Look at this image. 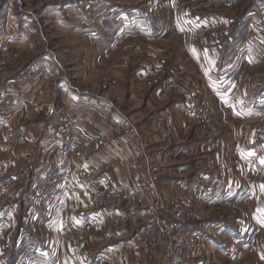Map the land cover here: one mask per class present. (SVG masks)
Here are the masks:
<instances>
[{"label": "crops", "instance_id": "0c3cea01", "mask_svg": "<svg viewBox=\"0 0 264 264\" xmlns=\"http://www.w3.org/2000/svg\"><path fill=\"white\" fill-rule=\"evenodd\" d=\"M238 3L247 5L230 0L228 12L197 14L194 60L167 5L158 12L156 0H105L98 22L86 0L67 47L59 39L27 77L0 82V182L18 186L6 205L0 194V264H167L166 238L150 253L133 238L152 222L172 223V208L185 200L200 210L188 224L201 233L193 264H264V34L248 26L264 23V0L236 15ZM34 19L5 17L22 23L14 46L32 49ZM44 68L42 79H30ZM190 100L207 109L209 124ZM62 110L78 117L71 134ZM170 124L173 133L162 136ZM116 186L134 187L141 200H96ZM66 223L82 237L62 250Z\"/></svg>", "mask_w": 264, "mask_h": 264}, {"label": "rangeland", "instance_id": "374dc122", "mask_svg": "<svg viewBox=\"0 0 264 264\" xmlns=\"http://www.w3.org/2000/svg\"><path fill=\"white\" fill-rule=\"evenodd\" d=\"M103 1L105 0H88V16L94 18V20L98 22H100V15L104 9L101 5ZM106 1L112 4L120 3L128 5L136 0ZM251 1L252 0H243L242 4H247V7L244 5L242 6L244 8H241V5L238 3L233 7V13L236 10L235 14L240 15L245 12V10L250 11L251 8L248 4H251ZM85 2L86 0H0V82L13 79L15 75L27 77L21 73L26 71L28 66L34 65L37 57L40 56L41 53L51 51L54 47H58L59 39H61L63 43H61L60 46H62V48L67 47L68 41H66L67 38L64 35L67 31L72 29L73 23H75V26L79 27L81 22L85 19ZM156 3L158 12L160 11V6H163V4H165V6L167 5L166 16L173 17L171 27L181 34L184 43L187 41L188 44L190 38V43L193 45L190 49L191 57L196 60L197 53L194 47L198 40V34L202 31L201 22L196 16L209 17L220 11L228 12L229 8L226 7L229 6L230 0H227V4H223L219 0H156ZM81 6H84V8L82 9ZM240 9H243V12H240ZM9 14L12 17H26V15L35 17L34 23L37 26V31L30 37L33 44L31 50H29V46V49L26 46H14L15 43H19L22 39L21 30L23 27L20 22L14 24L5 20V17L10 16ZM239 26L240 24L238 22L236 31H238ZM248 26H250V32L252 30L254 36L257 35L260 37V32L264 34V23H259V20ZM256 40L258 44L261 43L260 39ZM178 41L180 42V38ZM246 58V54L244 50H242L236 54L234 59L237 63L242 64L244 61H247ZM42 69L31 73L30 79H42L44 72H46L45 68L44 70ZM242 69H244V67ZM23 102L24 100L21 104L14 105V112L20 110Z\"/></svg>", "mask_w": 264, "mask_h": 264}, {"label": "built area", "instance_id": "2783aa9c", "mask_svg": "<svg viewBox=\"0 0 264 264\" xmlns=\"http://www.w3.org/2000/svg\"><path fill=\"white\" fill-rule=\"evenodd\" d=\"M223 4H227V0H219ZM8 62V61H7ZM1 65V63H0ZM25 106V105H23ZM26 107V106H25ZM190 111L198 118L203 119L209 124V112L203 106L198 105L195 101L190 100ZM59 120L64 125L65 132L71 134L78 127V117L69 110H62ZM174 131L173 125H168L162 132V136H170ZM116 133H120L119 128L115 129ZM10 140V139H9ZM190 186L181 184L180 191L188 192ZM1 204L6 205L13 197L18 194V186L12 180H4L0 182ZM100 203H115L125 200L129 204L137 203L141 200V196L134 187L116 186L103 196L96 198ZM238 211L243 216V225L246 228L252 226L251 220L246 218V212L241 205H237ZM172 223L165 221H157L140 228L134 235V246L144 253H150L153 248L160 242L162 238H166L168 246L166 249L167 264H193L192 251L196 244L200 241L201 233L190 231L188 224L200 218V210L189 205L186 200L177 203L171 210ZM82 237L80 229L70 223H66L62 250L65 245L76 242ZM19 260L17 264H24L25 260Z\"/></svg>", "mask_w": 264, "mask_h": 264}]
</instances>
